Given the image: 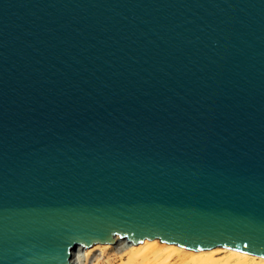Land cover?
I'll return each instance as SVG.
<instances>
[{"label": "water", "instance_id": "1", "mask_svg": "<svg viewBox=\"0 0 264 264\" xmlns=\"http://www.w3.org/2000/svg\"><path fill=\"white\" fill-rule=\"evenodd\" d=\"M117 236L264 257V0H0V264Z\"/></svg>", "mask_w": 264, "mask_h": 264}, {"label": "bare ground", "instance_id": "2", "mask_svg": "<svg viewBox=\"0 0 264 264\" xmlns=\"http://www.w3.org/2000/svg\"><path fill=\"white\" fill-rule=\"evenodd\" d=\"M117 248V253L122 257H126L124 263L121 264H134L138 263L146 264L145 262L154 257L159 260H181L186 261L188 264H264V257L235 250L233 248L216 246L210 249L193 250L184 246L161 241L159 238L143 240V243L128 242L126 238L117 236V240L114 243H96L90 247L82 248L80 246L75 248L78 250L79 264H84L83 260L86 259L85 264H94L93 252L98 249L102 250V253L109 247ZM85 249L86 251H82ZM74 251V255H75ZM224 253L222 257L218 254ZM74 259V257H73ZM89 260V261H88ZM76 264V263H75Z\"/></svg>", "mask_w": 264, "mask_h": 264}, {"label": "rangeland", "instance_id": "3", "mask_svg": "<svg viewBox=\"0 0 264 264\" xmlns=\"http://www.w3.org/2000/svg\"><path fill=\"white\" fill-rule=\"evenodd\" d=\"M116 246L114 247H109L107 248L103 253H102V250H98L96 249L94 252H93V260L92 262L94 264H121V263H124V260L126 259V257L124 256H120L118 253H117V248H115ZM82 251H86L85 249H83ZM78 250L75 251V255H74V262L76 264H79V261H78ZM220 257H222L224 255V253H221V254H218ZM89 261V260H88ZM83 263L85 264L86 263V259L83 260ZM146 264H188L186 261H181V260H159L157 258H154V257H150L146 262ZM131 264H133L131 262ZM134 264H142V263H138L137 261L134 263ZM222 264H233V263H222Z\"/></svg>", "mask_w": 264, "mask_h": 264}]
</instances>
